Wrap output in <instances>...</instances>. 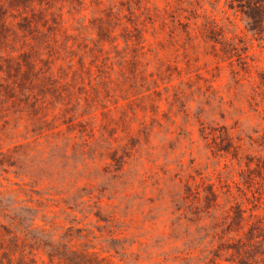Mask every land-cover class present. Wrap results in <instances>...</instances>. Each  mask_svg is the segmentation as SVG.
<instances>
[{
    "label": "rangeland",
    "instance_id": "rangeland-1",
    "mask_svg": "<svg viewBox=\"0 0 264 264\" xmlns=\"http://www.w3.org/2000/svg\"><path fill=\"white\" fill-rule=\"evenodd\" d=\"M0 264H264V0H0Z\"/></svg>",
    "mask_w": 264,
    "mask_h": 264
}]
</instances>
